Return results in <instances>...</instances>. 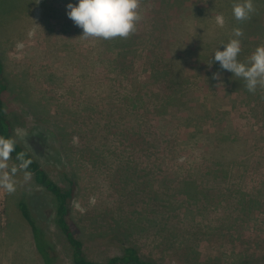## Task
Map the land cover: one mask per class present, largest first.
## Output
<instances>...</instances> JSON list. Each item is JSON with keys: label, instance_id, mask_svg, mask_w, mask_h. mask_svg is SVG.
Returning a JSON list of instances; mask_svg holds the SVG:
<instances>
[{"label": "rangeland", "instance_id": "rangeland-1", "mask_svg": "<svg viewBox=\"0 0 264 264\" xmlns=\"http://www.w3.org/2000/svg\"><path fill=\"white\" fill-rule=\"evenodd\" d=\"M237 2L141 0L136 31L103 40L81 37L68 17L78 0H0L13 137L25 130L18 141L50 178L72 181L69 219L89 259L131 245L157 264H264V89L207 63L233 28L244 33L241 62L264 44V0L243 22ZM22 177L14 194L0 189V264H43L22 198L57 264H73L51 196Z\"/></svg>", "mask_w": 264, "mask_h": 264}, {"label": "clouds", "instance_id": "clouds-1", "mask_svg": "<svg viewBox=\"0 0 264 264\" xmlns=\"http://www.w3.org/2000/svg\"><path fill=\"white\" fill-rule=\"evenodd\" d=\"M38 4L39 0H35ZM141 0H78L76 5H67V15L76 26L82 29L81 37L88 39H127L136 31L137 22L141 20ZM257 11L253 0H241L232 5V14L236 21L250 20ZM216 24L224 26V17L218 15ZM244 35L239 27L232 29V37L227 43H223V50L216 49L214 56L207 63L210 67L213 60L219 63L224 70L230 71L234 77L244 81V86L250 93H255L257 88L264 89V44L257 46L248 55L245 61L238 60L241 52V40ZM22 47V45H18ZM213 78L218 79L219 74L213 73ZM14 137L0 135V189L11 195L16 192L18 181L17 173H23V182L32 178L28 170L31 160L26 153L21 151L16 154L18 163L10 164L12 154L16 151L18 140L26 142L27 132L16 128ZM94 203V200L92 201ZM75 207L83 212L84 209L77 203Z\"/></svg>", "mask_w": 264, "mask_h": 264}, {"label": "trees", "instance_id": "trees-1", "mask_svg": "<svg viewBox=\"0 0 264 264\" xmlns=\"http://www.w3.org/2000/svg\"><path fill=\"white\" fill-rule=\"evenodd\" d=\"M3 65L0 60V135L5 137H13L10 120L7 116L4 95L7 91V84L3 78ZM25 152L26 157L31 160L29 171L35 183L45 192L49 193L52 199V220L59 228L71 250V260L73 264H157L153 260L142 258L134 246L126 245L122 252L114 255L104 261L89 259L84 252L83 243L76 235V228L69 219L70 205L74 197V189L72 181L70 186L63 188L50 178L46 170L40 165L33 154L20 142L16 144V151L12 154V161H16L18 152ZM22 198L19 207L22 220L29 226L34 247L37 254L41 258L43 264H57V253L53 243L48 238L44 229L37 223L29 206L28 200Z\"/></svg>", "mask_w": 264, "mask_h": 264}]
</instances>
